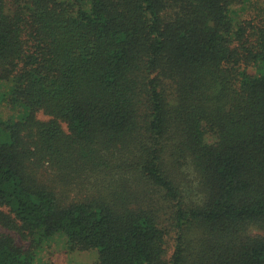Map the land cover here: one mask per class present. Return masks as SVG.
I'll return each mask as SVG.
<instances>
[{"label":"trees","instance_id":"16d2710c","mask_svg":"<svg viewBox=\"0 0 264 264\" xmlns=\"http://www.w3.org/2000/svg\"><path fill=\"white\" fill-rule=\"evenodd\" d=\"M1 88L0 264H264V0H0Z\"/></svg>","mask_w":264,"mask_h":264},{"label":"rangeland","instance_id":"374dc122","mask_svg":"<svg viewBox=\"0 0 264 264\" xmlns=\"http://www.w3.org/2000/svg\"><path fill=\"white\" fill-rule=\"evenodd\" d=\"M4 93V88L0 89V96ZM0 116H2L0 114ZM40 119H47L43 113L37 114ZM212 136H207L208 141H213ZM4 229L0 226V232ZM16 241L21 243L22 238L19 234L11 231ZM65 238L61 234H56L43 241L33 264H98L97 250L90 249L85 251L68 252L65 249Z\"/></svg>","mask_w":264,"mask_h":264}]
</instances>
